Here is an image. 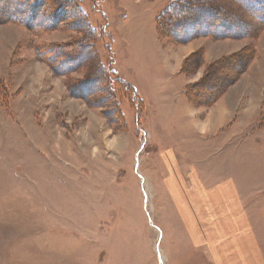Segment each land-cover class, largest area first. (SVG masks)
Instances as JSON below:
<instances>
[{"label":"rangeland","instance_id":"1","mask_svg":"<svg viewBox=\"0 0 264 264\" xmlns=\"http://www.w3.org/2000/svg\"><path fill=\"white\" fill-rule=\"evenodd\" d=\"M25 1L35 3V11L25 9L20 17L35 15L39 0ZM172 1L69 0L57 13L62 0H40L51 20H62L41 30L4 20L10 3L20 11L24 5L0 0V78L6 87L0 96V264H207L164 186V156L188 161L196 150L206 151L200 160L214 166L208 181L228 182L221 193L232 196L254 226H264V25L255 16H236L227 25L245 21L249 35L176 40L156 29ZM208 1L203 5L229 7ZM40 14L33 24H46ZM200 17L215 34L218 22ZM77 41L88 45L96 63L58 73L55 47ZM248 47L256 53L242 71L235 58ZM199 51L201 63L192 69L187 63L182 72L184 61ZM225 57L235 70L229 82L206 83L225 85L220 96L208 105L189 103L185 87L203 82L206 66ZM98 68L113 88L114 111L109 100L96 103L105 94L92 97L83 85L71 87L84 79L88 87ZM221 99L227 107L236 101L235 112L243 105L258 109L257 120L238 133L225 131L233 132L228 139L200 137L179 102L203 121L209 111L217 113ZM202 227L209 232L212 222Z\"/></svg>","mask_w":264,"mask_h":264},{"label":"crops","instance_id":"2","mask_svg":"<svg viewBox=\"0 0 264 264\" xmlns=\"http://www.w3.org/2000/svg\"><path fill=\"white\" fill-rule=\"evenodd\" d=\"M155 41L157 43V37ZM208 52L205 49L206 62L209 61ZM170 73L171 76L175 75L173 71ZM179 82L182 87L185 86V81ZM235 103L227 107L228 104L221 99L216 106L217 113L209 111L203 121L195 117L197 110L185 101H180L179 105L189 115L190 125L200 137L221 136L228 139L233 132L225 131L235 130L238 133L240 126L253 124L257 120L259 111L250 112L243 105L235 112ZM205 153L201 150L191 152L188 161L178 160L174 154L163 159L167 166L164 186L186 226L191 245L200 254L206 255L207 264H264V226H254L240 209L241 206L235 204L234 198L221 193L219 189H229L228 182L215 186L208 181L209 172L214 166L209 159L200 160ZM219 220V228H214ZM203 221L212 222L209 232L207 228L203 229Z\"/></svg>","mask_w":264,"mask_h":264},{"label":"trees","instance_id":"3","mask_svg":"<svg viewBox=\"0 0 264 264\" xmlns=\"http://www.w3.org/2000/svg\"><path fill=\"white\" fill-rule=\"evenodd\" d=\"M17 1L21 5H24V10L20 11L18 10V8L16 9L14 7V2L10 3L11 4L10 7L5 8V14L3 15L4 20L7 21L16 20L17 22H20L26 26H32V25L33 27L37 26L39 27L38 29L41 30H43L44 28L46 29L47 27H56L58 26V23L62 21L61 19L59 20V18L56 17V15H54V19L51 20L50 18L51 15L49 16L48 14H46L47 9L44 8L43 10V8L41 7V4L43 2L40 4V0H39L36 5V13L37 14L41 13L40 16L43 19L42 22H46L45 24L46 26L42 25V23L33 24L32 23L33 20L35 19V17H37L36 13L35 15L30 14L25 18L20 17V15H23L24 11H26L25 9L33 10L34 7V11H35V3L33 6L32 5L30 6V3L25 0H17ZM55 1L57 2V0ZM66 1L69 2V0H62L61 6H58V8H56L57 13H60ZM217 1H221L228 4L230 7V8L228 7L229 10L225 9L226 11H224L214 6L203 5L204 2H210L208 0H173L158 16V19L156 21V29L161 30L165 36H172L176 40H186L187 38H193L197 36L220 37L226 35L231 36L232 34L235 33H237L236 34L237 36L249 35V29H248L249 24L246 23L245 21H242L240 23L229 22L230 26L233 25L231 31L229 30L230 26L227 25L228 19L230 20L231 17L234 18L236 16L238 17L246 16L248 18H250L249 16H255L257 23L259 22L260 24L262 23L264 25V0H217ZM231 6L233 7L231 8ZM72 9L74 8H71V10ZM203 13H205L208 17L214 19L215 23L218 22L217 27L214 31L215 34L206 31L202 26V22L200 21L201 18L200 16L203 15ZM81 19L82 18L80 17V23L84 25V21L83 20L81 21ZM187 23L192 24V27L186 28L185 26ZM185 33L187 35H184ZM55 48L57 50L56 53L58 54L57 57H60L61 59L59 61L58 59H55L53 62L58 63L59 70H61L58 73L60 74H68L69 72L76 70L81 64L85 62H89L91 65L96 63L93 53L92 52L90 53V51L88 50V45L84 42L77 41L70 43L69 45L64 47L60 45ZM44 52H46V48L43 49L42 52L40 53L43 54ZM255 53H256L255 48L248 47L247 49H245V52L236 55L235 62L240 64V68H239L240 70L245 71L247 69L248 65L253 60ZM201 56H202V52L199 51L194 58H187L181 67V71L187 73V65L189 69H192V67L194 68L197 67L203 60ZM49 62L52 64V61L49 60ZM227 64H229V66H227ZM232 64L233 62L231 61V59L229 57H225L222 58L221 60H218L206 66L207 70L202 78L204 81L200 83L193 82L185 87L184 92L188 102L194 106L208 105L210 103H213L223 92L225 85L229 82L230 80L229 76L235 73V70L231 68ZM91 65L90 67L92 69ZM104 75L105 74L102 72V70L98 68V70L95 71V75L93 76L92 79L93 82L90 81L88 87H86L85 79L79 82V84L78 83L76 84L77 81H74L71 87L73 89L75 85L76 87L78 86L81 87L83 85L86 88V90L90 91L89 94L92 95V97L96 96L99 92L105 94V96L103 97H99V98L97 97L95 99L96 103H99L102 99L106 101L109 100L111 102V111H114L116 109V104L115 103L113 104V100H112L113 95L108 90L109 88L110 90H112L113 88L109 84V81H107V85L105 82H103ZM105 77H107V75H105ZM220 78L225 79V85H223L220 89H212L207 86L206 84L207 81L213 82V81H217ZM110 81L112 80L110 79ZM94 86L97 89L94 88ZM5 91H6V87H4L2 79L0 78L1 97L3 96ZM86 99L89 104L92 103V101H90L88 97H86ZM261 117L264 123V111L262 112Z\"/></svg>","mask_w":264,"mask_h":264}]
</instances>
